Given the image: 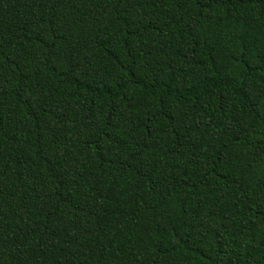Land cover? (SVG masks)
<instances>
[{
  "label": "trees",
  "instance_id": "1",
  "mask_svg": "<svg viewBox=\"0 0 264 264\" xmlns=\"http://www.w3.org/2000/svg\"><path fill=\"white\" fill-rule=\"evenodd\" d=\"M0 264H264V0H0Z\"/></svg>",
  "mask_w": 264,
  "mask_h": 264
}]
</instances>
